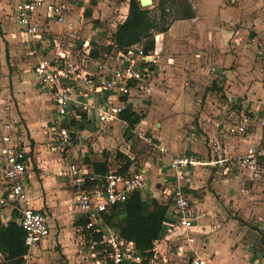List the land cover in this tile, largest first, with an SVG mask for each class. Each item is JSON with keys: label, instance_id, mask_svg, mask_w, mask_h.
<instances>
[{"label": "crops", "instance_id": "1", "mask_svg": "<svg viewBox=\"0 0 264 264\" xmlns=\"http://www.w3.org/2000/svg\"><path fill=\"white\" fill-rule=\"evenodd\" d=\"M17 1L0 0V120L11 121L21 131V142L30 157L25 179L28 205L44 213L49 226V235L26 253L22 264H91L80 251L77 226L85 218L76 205L78 178L69 175V165L77 164L83 173L102 174L95 167L118 168L124 163L121 154L131 159L128 170L147 173L151 184L139 192L147 202L156 199L166 204L168 221L174 220L170 187L181 185L190 198L193 242L187 244L183 235L166 226L153 248L160 264L185 263L181 253L210 264H260L264 252L253 249L242 233L248 216H264V175L253 181L249 173L242 175L234 169L222 174L212 166L198 165L184 169L177 178L169 163L183 153L203 162L218 149L234 153L263 144L264 0H189L193 16L181 15L170 22L169 11L176 0H165L167 29L154 31L158 40L149 52L155 61H147L153 77L146 84L132 82L129 94L123 97L108 90L90 95L99 102L125 101L141 120L125 133L127 127L119 120L103 125L87 113L75 111L79 114L75 116L71 112L64 122L71 136L64 150L56 148L47 125L53 114L51 94L37 83L32 65L51 55L53 39L64 42V38L74 37L79 40L77 45L71 43L72 51L81 47L93 64L91 70L87 66L82 70L95 77L106 76L125 53L108 46L117 24L127 15L129 0L122 2V10L116 0H61L68 7L63 22L40 8L36 16L42 33L39 40L26 36L16 24ZM56 1L60 0H43ZM153 1L149 6L160 0ZM101 40H107L105 51L93 45L103 43ZM186 80L192 86L185 85ZM228 94L240 103L228 108ZM79 100L88 98L79 96ZM246 110H255L260 121H249L242 136L227 135L224 123L242 117ZM132 137L140 139L138 146ZM158 145L165 151L158 150ZM135 149L142 158L135 159ZM4 187L0 158V196ZM18 219L10 205L0 206V223H19Z\"/></svg>", "mask_w": 264, "mask_h": 264}, {"label": "built area", "instance_id": "2", "mask_svg": "<svg viewBox=\"0 0 264 264\" xmlns=\"http://www.w3.org/2000/svg\"><path fill=\"white\" fill-rule=\"evenodd\" d=\"M40 8L57 22L65 20L64 13L68 10L66 3L61 0L50 3H45L43 0H18L14 6V20L20 30L34 40L42 38L36 22ZM67 24L71 28L74 27L73 22ZM154 40H158V34L154 35ZM53 44L51 55L38 59L32 65V71L37 83L51 94L53 114L47 125L55 136L56 148L64 150L68 145L71 136L64 122L71 112L79 116L75 112L76 109L94 116L103 125L119 120L123 126L128 127L127 121L120 117L127 106L125 101L99 102L90 95L108 90L123 97L129 94L132 82L146 84L153 77V71L147 65V61H155L152 53H144L142 44H134L127 48L121 55L122 60H119V64L106 76L95 77L82 70L81 66L72 59L74 44L72 45L66 38L64 42L61 39L58 41L53 39ZM123 61L127 64L123 65ZM184 84L192 86L188 80ZM79 96H85L88 100L81 101ZM225 102L228 108L240 103L232 94L226 95ZM246 112L242 117L224 123V132L227 135L242 136L248 129L249 121H260L255 110H246ZM138 135L143 137L140 132ZM212 145L217 146V141H213ZM157 148L165 151L160 145ZM0 158L5 181L4 192L0 196V206L8 204L17 212L19 224L25 231L24 243L28 253L49 235L48 218L44 213L28 205L25 179L30 157L24 143L21 142V131L11 121L0 120ZM263 158L264 142L259 147L249 146L243 152H221L218 149L213 152L209 160L203 162L193 154L183 153L174 157L169 165L177 172V178L181 177L184 169L205 165L218 169L222 174H230L234 169L242 175L249 173L252 178L250 180L256 181L263 179ZM118 168H109L102 174H88L83 173L82 171L85 170L78 168L75 163L69 165V175L78 178L76 205L85 218V222L77 226L81 238L80 251L91 264H160L154 250L153 255L149 257L141 254L132 241L123 238L103 217V213L127 200L133 192L149 185L150 179L144 170L133 169L122 173ZM239 185L242 183L239 182ZM180 187L179 184L170 187L168 195L173 202L171 213L174 220L165 222V226L174 230L173 232H179L187 239V244H190L193 242V238L189 235V230L193 226L190 198ZM240 190L243 191V187ZM181 255L185 263L183 260L176 264H210L197 256L187 258L184 253Z\"/></svg>", "mask_w": 264, "mask_h": 264}, {"label": "trees", "instance_id": "3", "mask_svg": "<svg viewBox=\"0 0 264 264\" xmlns=\"http://www.w3.org/2000/svg\"><path fill=\"white\" fill-rule=\"evenodd\" d=\"M165 0H160L156 5L159 15L153 17L150 8L141 7L138 0H129L128 12L123 22L118 23L112 36V45L118 51L125 52L128 47L141 43L144 53L154 49V31L167 29L165 12ZM193 12L189 5L182 10V17L190 18ZM97 55V51H92ZM78 113L79 109H76ZM127 121L129 129L137 124L142 116L131 110L128 105L120 114ZM124 163L118 171L126 173L131 164V159L123 154L120 156ZM98 173H105L104 164L95 167ZM105 221L116 229L126 240L132 241L135 248L141 254L149 257L153 255L154 243L164 236L168 216V206L152 199L147 202L139 191L133 192L129 198L120 204L113 206L103 213ZM85 220L82 221L84 223ZM25 231L16 221L0 223V264H22L27 253L24 243Z\"/></svg>", "mask_w": 264, "mask_h": 264}, {"label": "rangeland", "instance_id": "4", "mask_svg": "<svg viewBox=\"0 0 264 264\" xmlns=\"http://www.w3.org/2000/svg\"><path fill=\"white\" fill-rule=\"evenodd\" d=\"M126 0H116L117 4L119 5L120 9L122 8V2H124ZM157 0H154L153 3H155ZM189 0H176V5L173 6L172 9H170V16L168 17V22H170L174 17H180L182 15V10L183 8H185L186 5H188ZM154 5V4H153ZM154 7L148 6V8H150L151 10V15L153 17H157L158 15V10ZM122 10V9H121ZM67 41H70L72 44H76V41H78L77 39H75L74 37H70V38H66ZM108 40H110V38H108ZM103 41V43H93L94 46H97L98 48H103V50H106V46L103 45L105 44V42H107V40H101V42ZM109 44H111L110 42H108ZM78 48V46H77ZM76 48V49H77ZM98 50V49H97ZM73 57L72 59L79 64V66H87L88 69H92L93 68V64L91 63V61L89 59H87L85 57V54L83 53V49L81 47H79L78 50H74L73 51ZM112 54V52H111ZM107 59V58H104ZM109 61H111L110 59H108ZM11 73H13V71L11 70ZM262 86H264V82H260ZM49 116H50V112H49ZM48 116V117H49ZM132 141H134V143L138 146L139 145V141L136 137H132L131 138ZM137 148V147H136ZM135 152V159L138 160L140 158H142V155H140V153H138V149L133 150ZM133 152V153H134ZM151 184V180L149 181V185ZM246 223H248L245 227L246 228V232L243 235L242 233V238L249 240L250 242H252L253 245V249H255L258 252H264V216H257V215H251L247 217ZM244 222V221H243ZM245 225V223H243ZM241 238V239H242ZM190 256H187V258H189ZM253 264V263H252ZM260 264H264V260H260Z\"/></svg>", "mask_w": 264, "mask_h": 264}, {"label": "water", "instance_id": "5", "mask_svg": "<svg viewBox=\"0 0 264 264\" xmlns=\"http://www.w3.org/2000/svg\"><path fill=\"white\" fill-rule=\"evenodd\" d=\"M153 0H139V4L142 7H147L152 4Z\"/></svg>", "mask_w": 264, "mask_h": 264}]
</instances>
